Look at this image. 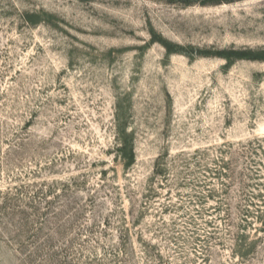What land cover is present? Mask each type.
Masks as SVG:
<instances>
[{
    "label": "rangeland",
    "instance_id": "374dc122",
    "mask_svg": "<svg viewBox=\"0 0 264 264\" xmlns=\"http://www.w3.org/2000/svg\"><path fill=\"white\" fill-rule=\"evenodd\" d=\"M0 264H264V0H0Z\"/></svg>",
    "mask_w": 264,
    "mask_h": 264
},
{
    "label": "trees",
    "instance_id": "16d2710c",
    "mask_svg": "<svg viewBox=\"0 0 264 264\" xmlns=\"http://www.w3.org/2000/svg\"><path fill=\"white\" fill-rule=\"evenodd\" d=\"M171 4H179L185 7L200 5L204 7L210 6H220L224 4H233L236 2L246 1V0H165ZM240 58L247 56L245 53H237Z\"/></svg>",
    "mask_w": 264,
    "mask_h": 264
}]
</instances>
